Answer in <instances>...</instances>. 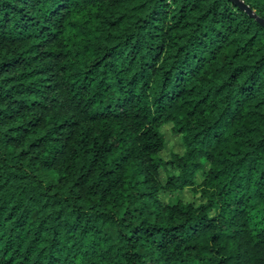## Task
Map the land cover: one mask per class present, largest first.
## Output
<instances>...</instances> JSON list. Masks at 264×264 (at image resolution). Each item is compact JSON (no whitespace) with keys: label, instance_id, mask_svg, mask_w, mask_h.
<instances>
[{"label":"trees","instance_id":"obj_1","mask_svg":"<svg viewBox=\"0 0 264 264\" xmlns=\"http://www.w3.org/2000/svg\"><path fill=\"white\" fill-rule=\"evenodd\" d=\"M0 264H264V26L230 0H0Z\"/></svg>","mask_w":264,"mask_h":264},{"label":"rangeland","instance_id":"obj_2","mask_svg":"<svg viewBox=\"0 0 264 264\" xmlns=\"http://www.w3.org/2000/svg\"><path fill=\"white\" fill-rule=\"evenodd\" d=\"M171 125H168L162 129V133L165 136V146L164 151L161 154L162 158L167 159L172 153L183 154L184 146L182 144L180 137H175L171 133ZM172 171V170H171ZM201 177L199 176L197 182L199 183ZM162 201L166 204H175L178 200H181L185 203L195 202L193 194L189 191H183L176 194L163 193L161 195Z\"/></svg>","mask_w":264,"mask_h":264},{"label":"water","instance_id":"obj_3","mask_svg":"<svg viewBox=\"0 0 264 264\" xmlns=\"http://www.w3.org/2000/svg\"><path fill=\"white\" fill-rule=\"evenodd\" d=\"M235 5H237L239 8L243 9L247 12L251 17L255 18L262 26H264V20L259 18L257 15L254 14V12L251 10L249 6H247L242 0H230Z\"/></svg>","mask_w":264,"mask_h":264}]
</instances>
